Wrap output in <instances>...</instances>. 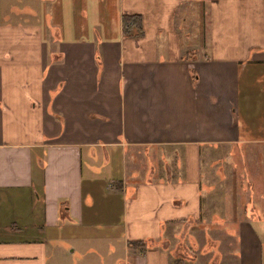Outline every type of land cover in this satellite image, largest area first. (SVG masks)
<instances>
[{
	"label": "crops",
	"instance_id": "1",
	"mask_svg": "<svg viewBox=\"0 0 264 264\" xmlns=\"http://www.w3.org/2000/svg\"><path fill=\"white\" fill-rule=\"evenodd\" d=\"M0 264H264V0H0Z\"/></svg>",
	"mask_w": 264,
	"mask_h": 264
},
{
	"label": "trees",
	"instance_id": "2",
	"mask_svg": "<svg viewBox=\"0 0 264 264\" xmlns=\"http://www.w3.org/2000/svg\"><path fill=\"white\" fill-rule=\"evenodd\" d=\"M136 18L133 16H129V15H123L122 16V23H123V28H125V30H128V26L130 25L129 23L135 22ZM141 241H128L129 246H142Z\"/></svg>",
	"mask_w": 264,
	"mask_h": 264
},
{
	"label": "rangeland",
	"instance_id": "3",
	"mask_svg": "<svg viewBox=\"0 0 264 264\" xmlns=\"http://www.w3.org/2000/svg\"><path fill=\"white\" fill-rule=\"evenodd\" d=\"M189 226H187V228H188ZM192 227V226H191ZM189 231V230H188ZM171 242H172V240H171ZM198 260H202V257H199V259Z\"/></svg>",
	"mask_w": 264,
	"mask_h": 264
}]
</instances>
